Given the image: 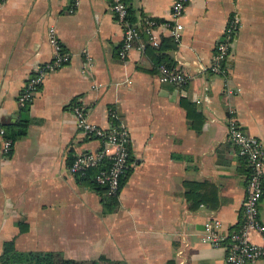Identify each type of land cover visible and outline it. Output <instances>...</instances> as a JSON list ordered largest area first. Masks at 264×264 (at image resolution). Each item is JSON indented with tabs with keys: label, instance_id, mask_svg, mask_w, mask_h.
I'll return each instance as SVG.
<instances>
[{
	"label": "crops",
	"instance_id": "crops-1",
	"mask_svg": "<svg viewBox=\"0 0 264 264\" xmlns=\"http://www.w3.org/2000/svg\"><path fill=\"white\" fill-rule=\"evenodd\" d=\"M122 1L132 24L168 19L171 0ZM70 2H0V126L16 132L26 122L8 153L0 141V254L12 240L20 251L101 258L99 264H226L224 246L201 237L208 220L217 219L222 234L241 222L248 170L226 136L228 117L264 150V0H189L177 41L159 26L153 46L140 28L123 59L109 1L76 0L71 14ZM233 13L239 28L224 83L208 66ZM48 26L69 60L20 107L26 79L51 57ZM161 57L186 76L182 86L160 81ZM73 104L100 127L112 107L127 129L129 170L113 199L66 171L75 153L99 146L80 134ZM261 185L257 214L264 225V174ZM248 239L262 243L254 232ZM251 264H264V257Z\"/></svg>",
	"mask_w": 264,
	"mask_h": 264
},
{
	"label": "built area",
	"instance_id": "built-area-1",
	"mask_svg": "<svg viewBox=\"0 0 264 264\" xmlns=\"http://www.w3.org/2000/svg\"><path fill=\"white\" fill-rule=\"evenodd\" d=\"M5 0H0L4 2ZM109 8L115 21L120 26L121 40L117 48V55L123 59L133 42L140 37L139 29L147 35V43L157 45V37L154 33L156 27H165L169 37L177 41L182 25L179 19L184 7L189 0H171L168 19L161 24L157 21L143 17L140 26L132 24L127 19L126 7L122 0H108ZM76 8V0H71L66 7L67 13H73ZM239 28V18L233 13L226 21L213 48V53L208 70L223 78L226 83L228 69L226 60L232 51V44ZM47 43L51 49V57L48 61L37 65L31 75L26 79L20 94L18 103L20 107L28 105L41 87L45 76L64 65L69 60V54L62 48L55 30L52 26L46 29ZM143 45H139L142 47ZM159 79L162 82L182 86L186 82V76L176 68L167 67L164 64L157 66ZM74 116L75 125L84 138H93L99 142L94 150L80 151L72 156L71 162L66 167L69 175H84L90 168H96L93 175L94 182L104 189L108 197H116L120 190V177L128 168V132L119 121L116 110L108 107L106 112L107 126L100 127L90 123L86 118V111L79 104L70 106ZM226 136L236 149V154L241 157L248 170V177L244 187V197L241 205V222L239 226L229 232L218 231L219 221L211 219L203 224L201 240L212 247L224 246V259L226 264H251L264 257V225L259 221L257 203L262 192V177L264 174V150L258 139L244 133L232 116H229L226 124ZM0 141L3 150L8 153L12 146V140L6 136V130L0 126ZM256 233L261 237V244H255L248 239L250 233Z\"/></svg>",
	"mask_w": 264,
	"mask_h": 264
},
{
	"label": "trees",
	"instance_id": "trees-1",
	"mask_svg": "<svg viewBox=\"0 0 264 264\" xmlns=\"http://www.w3.org/2000/svg\"><path fill=\"white\" fill-rule=\"evenodd\" d=\"M127 19L129 22L132 21V16L129 11H127ZM162 62L167 67H172L171 61L166 57H161ZM19 129L16 132L6 133V136L12 140V142L16 139V137L21 136L25 133L26 129V122H22L19 125ZM72 160V158H70ZM71 162V161H70ZM69 162V163H70ZM96 168H90L86 171L84 175H74L76 179L85 182L88 187L94 189L97 192H103L104 189L97 185L93 180V175L96 172ZM129 168L125 170V172L120 177V187L124 182V179L128 173ZM188 186H193L191 184H188ZM112 199L115 197H111ZM110 198V199H111ZM187 200L190 199L193 201L194 205L197 203H200L195 197L189 196V193L187 194ZM109 200V199H108ZM105 200V204H112L108 203L110 201ZM109 209H111L112 206H107ZM99 261H102L101 258H98L96 260H73L69 258H65L62 256V254L58 252H52V251H20L17 250L14 247L13 241H8L3 244V250L0 254V264H99ZM107 264H116L106 262Z\"/></svg>",
	"mask_w": 264,
	"mask_h": 264
}]
</instances>
